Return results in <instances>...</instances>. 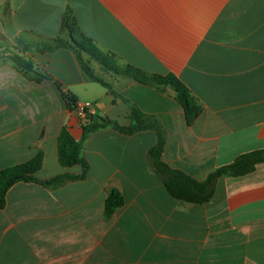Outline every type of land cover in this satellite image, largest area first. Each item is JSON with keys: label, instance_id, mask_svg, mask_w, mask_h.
I'll use <instances>...</instances> for the list:
<instances>
[{"label": "crops", "instance_id": "0c3cea01", "mask_svg": "<svg viewBox=\"0 0 264 264\" xmlns=\"http://www.w3.org/2000/svg\"><path fill=\"white\" fill-rule=\"evenodd\" d=\"M68 10L120 67L174 75L200 112L188 125L170 85L141 84L92 61L105 87L70 49L28 50L20 55L46 78L0 61V171L42 152L38 179L81 172L58 162L61 128L76 140L82 134L63 93L120 126L131 125L132 108L157 120L161 160L199 182L264 150V0H0V46L67 39ZM156 140L152 130L103 128L83 142L85 179L55 189L12 185L0 208V264H264V163L218 178L208 202L189 203L172 197L154 170L148 153ZM111 190L124 202L105 216Z\"/></svg>", "mask_w": 264, "mask_h": 264}, {"label": "trees", "instance_id": "16d2710c", "mask_svg": "<svg viewBox=\"0 0 264 264\" xmlns=\"http://www.w3.org/2000/svg\"><path fill=\"white\" fill-rule=\"evenodd\" d=\"M70 14L69 10L64 14L61 25L62 32L64 31L68 35L67 39L58 36L35 42L18 38L15 40L16 46H21L23 50L28 48L34 49L37 52H51L60 48L70 49L75 53L80 68L85 75L89 79L103 84L105 87H108V84L94 74L90 65L92 61L97 63L104 71L127 76L141 84L170 85L176 93V101L185 112L187 124L193 123L200 112V108L192 99L186 86L174 75L149 76L132 65L120 67L116 62L115 55L111 52L102 51L90 37L81 31L76 20ZM4 53L5 51L0 50V61L3 59L8 60L17 71L25 76H29L31 73L37 74L34 72L33 64L30 60L17 53L11 52L7 56H4ZM32 78L38 81L46 78V76L37 74ZM62 98L69 111L73 112L77 109L78 103L71 94L63 93ZM131 118L133 121L131 125L124 127L107 118L88 117L82 124V134L78 140L72 137L67 126H63L57 138L58 162L65 168L76 165L80 166L81 172L79 174L62 173L46 180H40L36 177V173L42 166L43 153L38 152L30 160L0 171V208H3L5 205L6 192L15 183L33 182L48 189H55L68 182L85 179L89 171V165L82 156L83 142L92 132L107 127L124 134L152 130L156 134L157 140L156 144L149 150L148 155L154 170L161 176L166 190L172 197L189 203L200 204L208 202L213 195L218 178L243 176L252 172L256 164L264 163V150H255L240 155L232 163L213 170L204 181H196L177 170L170 169L161 160L165 134L157 120L144 114L137 108H132ZM123 202V196L117 190H111L104 203L105 216H110L117 208L122 206Z\"/></svg>", "mask_w": 264, "mask_h": 264}, {"label": "rangeland", "instance_id": "374dc122", "mask_svg": "<svg viewBox=\"0 0 264 264\" xmlns=\"http://www.w3.org/2000/svg\"><path fill=\"white\" fill-rule=\"evenodd\" d=\"M22 39H25V38H22ZM7 44H9V43H7ZM0 50L1 51H5V53H4V56H7V55H9V53H11V52H13V53H17V54H21L22 52H27L28 50H32V49H30V48H28V49H26V50H23L22 49V47L21 46H13V47H11V46H8V47H6V44H2L1 46H0ZM8 51V52H7ZM79 105V104H78ZM77 105V106H78ZM81 107H82V109H81ZM73 113L77 116V118H78V120L83 124L84 122H85V120H86V118H88V117H93V118H95L93 115H92V113H91V111L89 110V108H87V106H83V105H79V107H77V109L75 110V111H73Z\"/></svg>", "mask_w": 264, "mask_h": 264}, {"label": "built area", "instance_id": "2783aa9c", "mask_svg": "<svg viewBox=\"0 0 264 264\" xmlns=\"http://www.w3.org/2000/svg\"><path fill=\"white\" fill-rule=\"evenodd\" d=\"M77 107H79V105ZM81 109H82V107H81Z\"/></svg>", "mask_w": 264, "mask_h": 264}]
</instances>
